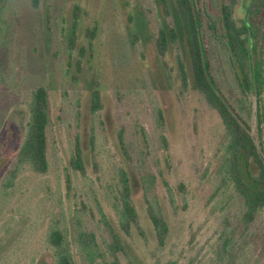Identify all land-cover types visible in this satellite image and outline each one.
<instances>
[{
  "label": "rangeland",
  "instance_id": "374dc122",
  "mask_svg": "<svg viewBox=\"0 0 264 264\" xmlns=\"http://www.w3.org/2000/svg\"><path fill=\"white\" fill-rule=\"evenodd\" d=\"M198 1L213 27L218 0ZM251 2L235 0L237 24L250 15ZM167 3L168 16L158 0H41L38 10L31 9L29 0H0V184L24 136L30 92L39 85L47 89L50 111L48 172L36 175L24 167L10 188L0 187V264H53L45 237L56 221L67 229L76 264H84L73 243L74 216L103 251L110 241L101 222L106 218L123 241L116 264H264V210L245 230L239 221L242 200L231 190L215 189L224 128L193 86L181 21L173 0ZM73 13H78L76 39L69 50ZM168 25L178 41L161 58L154 39ZM90 28L95 36L89 48ZM219 42L208 39L207 59L215 65L223 96L235 105L238 94L223 84L226 51ZM176 55L189 75L183 94ZM95 84L102 107L92 116ZM259 100L264 109V98ZM156 108L163 114L162 131L155 124ZM243 117L264 159V134L252 123L250 108ZM76 137L84 175L68 163ZM119 168L128 174L137 214L128 236L119 230L111 206ZM145 177L153 178L149 186L142 182ZM146 200L156 202L166 220L163 245L155 239ZM97 264H111V258L104 253Z\"/></svg>",
  "mask_w": 264,
  "mask_h": 264
},
{
  "label": "trees",
  "instance_id": "16d2710c",
  "mask_svg": "<svg viewBox=\"0 0 264 264\" xmlns=\"http://www.w3.org/2000/svg\"><path fill=\"white\" fill-rule=\"evenodd\" d=\"M166 16H168L167 0H158ZM41 0H29L31 9L38 10ZM181 21L187 56L190 65V75L195 90L201 95L205 103L215 111L225 132L222 159L217 168V191L231 190L242 200V211L240 224L245 230L248 229L256 217L264 210V164L261 159V152L255 141L239 122V117L231 113L216 93L212 78L207 71L206 45L209 38L218 35L212 32L201 13L198 0H173ZM235 0L227 3L220 9L222 21L229 28L224 37L230 39V43L240 56L249 54L247 47V28L244 24L237 25L233 19V8ZM213 19V18H211ZM78 20V13H73L72 30L69 36L68 49L75 45V28ZM211 31V32H208ZM88 35V46L92 45L95 36L94 28L86 30ZM214 33V34H213ZM213 39V38H212ZM178 36L173 26H166L157 31L154 39V48L161 58L165 56L170 46H176ZM0 45V88L4 84L1 67L2 49ZM175 68L180 82V94L187 91L189 75L182 59L176 55ZM78 70V69H77ZM100 91L95 84L90 93V113L95 116L101 110ZM264 126L263 121L260 122ZM50 124V111L47 89L39 85L29 95L27 103V121L24 136L15 153L14 159L6 170L0 187L5 190L10 188L17 172L26 167L36 175H45L49 169L47 159V131ZM155 124L159 131L164 128V118L159 108L155 109ZM1 128V119H0ZM264 134V127L261 128ZM159 140L164 150L167 149L165 137L160 134ZM117 142L123 155L127 157L126 146L122 133L118 132ZM69 166L73 172L84 175L85 162L80 140L76 137L73 142L72 153L69 157ZM255 168L256 173L253 172ZM153 178H142L149 186ZM70 181L66 180V188L70 189ZM112 209L115 212L117 226L126 236L129 235L132 226L137 224V214L131 201V187L128 174L125 170H117V182L113 187ZM84 206H80V210ZM147 217L152 225L155 239L158 245H163L168 234L166 220L156 202H145ZM109 235V243L103 251L96 236L86 231L82 222L74 216L73 219V243L76 253L84 264H97L103 259L104 253L111 258V264H116L118 253L123 252V241L119 233L112 228L106 218L102 220ZM60 221H56L46 233L45 245L51 251L53 264H76L71 244L68 239L66 227H61ZM264 251V234H263Z\"/></svg>",
  "mask_w": 264,
  "mask_h": 264
},
{
  "label": "flooded vegetation",
  "instance_id": "af4514ba",
  "mask_svg": "<svg viewBox=\"0 0 264 264\" xmlns=\"http://www.w3.org/2000/svg\"><path fill=\"white\" fill-rule=\"evenodd\" d=\"M232 0H227V3ZM225 0H218L219 15L216 23H213L212 32H220V36L215 38H209L212 41L218 40L225 51V64L221 66V70L226 76V82L223 84L228 86L233 92L238 94L235 105H230L222 92V82H220L219 75L214 73L213 65L207 59V71L209 72L214 89L216 93L222 98L223 102L228 107L231 113L239 117V122L249 132V126L244 114H247L250 108V114L252 116V123L259 126V129L264 127L261 125V121L264 124V109L258 103L260 98H264V0H252L250 15L245 18L240 24H244L247 28V47L249 54L242 57L240 53L234 48V45L230 43L228 37H224V34L228 33L229 28L222 21V15L220 9L226 6ZM234 19V18H233ZM208 32H211L208 30ZM213 33V34H214ZM208 44V43H207ZM223 64V63H222ZM249 104V105H248ZM264 107V106H263ZM250 134V133H249Z\"/></svg>",
  "mask_w": 264,
  "mask_h": 264
},
{
  "label": "water",
  "instance_id": "95a60500",
  "mask_svg": "<svg viewBox=\"0 0 264 264\" xmlns=\"http://www.w3.org/2000/svg\"><path fill=\"white\" fill-rule=\"evenodd\" d=\"M261 159H262V162H263V164H264V159H263V157H261Z\"/></svg>",
  "mask_w": 264,
  "mask_h": 264
}]
</instances>
